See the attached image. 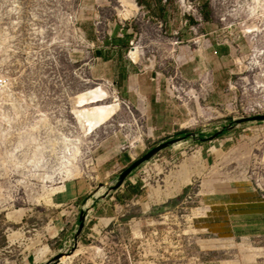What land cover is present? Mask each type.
<instances>
[{
  "label": "rangeland",
  "instance_id": "rangeland-1",
  "mask_svg": "<svg viewBox=\"0 0 264 264\" xmlns=\"http://www.w3.org/2000/svg\"><path fill=\"white\" fill-rule=\"evenodd\" d=\"M0 16V264H264V122L203 140L264 114V0H0Z\"/></svg>",
  "mask_w": 264,
  "mask_h": 264
},
{
  "label": "water",
  "instance_id": "water-1",
  "mask_svg": "<svg viewBox=\"0 0 264 264\" xmlns=\"http://www.w3.org/2000/svg\"><path fill=\"white\" fill-rule=\"evenodd\" d=\"M254 122H264V114L261 115H255L253 117H244L241 119H236L233 121V123L229 126H226L224 130L218 131L216 134L210 136L209 138L203 139L204 141H210L213 142L217 138H219L221 135H223L226 131L231 130L236 128L238 125H243V124H249V123H254ZM190 136H193V134H187L182 137H177V138H171L169 140H166L158 145H156L153 149H151L149 152H147L143 157L140 159L134 161L128 168H126L122 174L119 177L118 183L114 188H112V191H118L120 188L124 186V184L127 182L129 177L135 172L137 169H139L143 164L149 162L152 160L154 157H156L159 153L162 151L171 148L175 146L176 144H180ZM85 224H84V219H82V224L78 232V236L82 234L84 231ZM71 254H74V251L71 252L70 254L66 253V255L71 256ZM64 257V254L57 255L54 260L49 261L48 263L45 264H60L61 259Z\"/></svg>",
  "mask_w": 264,
  "mask_h": 264
},
{
  "label": "built area",
  "instance_id": "built-area-1",
  "mask_svg": "<svg viewBox=\"0 0 264 264\" xmlns=\"http://www.w3.org/2000/svg\"><path fill=\"white\" fill-rule=\"evenodd\" d=\"M1 17V16H0ZM4 19L0 18V94L9 91V75L2 67L4 53L7 49V36L5 34L6 26H4Z\"/></svg>",
  "mask_w": 264,
  "mask_h": 264
},
{
  "label": "bare ground",
  "instance_id": "bare-ground-1",
  "mask_svg": "<svg viewBox=\"0 0 264 264\" xmlns=\"http://www.w3.org/2000/svg\"><path fill=\"white\" fill-rule=\"evenodd\" d=\"M180 145H176V147H179ZM78 254V253H77ZM76 254V255H77ZM75 255V256H76ZM71 257H68V255H67V257L65 256V257H63L62 259H61V262H60V264H64L65 262H67L69 259H70Z\"/></svg>",
  "mask_w": 264,
  "mask_h": 264
},
{
  "label": "crops",
  "instance_id": "crops-1",
  "mask_svg": "<svg viewBox=\"0 0 264 264\" xmlns=\"http://www.w3.org/2000/svg\"><path fill=\"white\" fill-rule=\"evenodd\" d=\"M133 89H135V91L139 94L141 100H143V96L138 91V86L137 85H134Z\"/></svg>",
  "mask_w": 264,
  "mask_h": 264
},
{
  "label": "flooded vegetation",
  "instance_id": "flooded-vegetation-1",
  "mask_svg": "<svg viewBox=\"0 0 264 264\" xmlns=\"http://www.w3.org/2000/svg\"><path fill=\"white\" fill-rule=\"evenodd\" d=\"M179 137H182V136H179ZM177 138V137H176Z\"/></svg>",
  "mask_w": 264,
  "mask_h": 264
}]
</instances>
